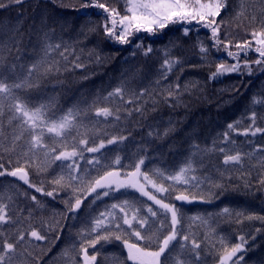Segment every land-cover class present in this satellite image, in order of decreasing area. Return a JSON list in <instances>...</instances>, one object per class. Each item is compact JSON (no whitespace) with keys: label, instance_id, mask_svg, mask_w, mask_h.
<instances>
[{"label":"trees","instance_id":"trees-1","mask_svg":"<svg viewBox=\"0 0 264 264\" xmlns=\"http://www.w3.org/2000/svg\"><path fill=\"white\" fill-rule=\"evenodd\" d=\"M4 2L10 6L0 9L3 82L20 83L28 77V69L33 64L39 65L28 80L31 87L15 90L17 100L0 99L3 109L0 114V162L4 168L11 171L25 165L23 153L31 139L30 134L24 132L16 141V151H5L11 146L13 137L21 133L20 121L12 119L10 104L26 105L30 111L47 105L57 116L69 108L79 107L87 115V119L79 121L81 126L63 138L43 129L46 150L55 148L56 152L46 158V150H42L28 161V184L9 175L0 177V204L11 217L10 222L0 224V236L12 243L19 232L25 233L24 241L16 245L11 264H82L81 246L95 239V235L88 233L93 218L112 204H121L125 200L134 204L133 209H126L129 218L139 209L138 218H148L149 224L145 228L152 225L147 233L138 226L136 230H141L142 234L156 233L159 220L147 213L151 203L134 190H121L95 203L89 197L72 217L65 211L64 201L68 195L64 192L57 188L58 195L50 198L29 187L34 184L43 187L45 192L52 191L51 182L62 174V167L68 161L51 164L47 161L60 151H72L74 144L75 150L82 152L83 159L74 158L82 170L92 168L87 160L93 157L104 164H112L119 156L123 167L117 166L118 170L125 173L133 171L131 165L143 158L145 164L141 171L148 172L160 184L162 181L154 173L174 174L191 160L197 169L192 175L209 177L213 183L223 185L222 189H212L215 195L211 203L196 201L183 205L184 219L177 226V241L161 257V264H216L225 248L238 243L240 236L247 240L248 249L243 264H264V221L247 219L253 215L264 216V191L257 186L264 178V133L241 134L250 126L252 112L257 113L256 127L264 128V71L254 67L250 76L232 73L210 80L217 64L234 62L223 51H211L210 30H193L185 36L183 27L174 24L156 34L138 33L132 38V44L118 45L106 38L101 28L90 31L104 22L105 14L100 9H80L88 0ZM107 3L124 14V0H107ZM229 5V10L221 13L227 25L221 28V41H232L234 45L250 40L251 31H259L264 21V0H229ZM237 12H243V15L237 17ZM252 16L256 19L252 20ZM141 42L143 47L137 50L135 45ZM198 42L210 49L206 59L201 58ZM47 44L61 47L53 49L42 63ZM149 46L153 51L145 55ZM230 50L237 51L234 46ZM166 52L170 56L166 57ZM257 55L250 51L247 59L255 61ZM165 58L180 59L184 63L168 74L167 80H162L161 65ZM240 59L243 61L245 56L241 54ZM52 66L58 71L46 73ZM177 83L181 86L178 95L174 93L168 97L169 87L174 89ZM117 87H122L123 98L107 99L108 93ZM142 91L145 92L143 96L140 95ZM254 99L261 103L253 104ZM98 108H109L113 115L96 116ZM230 123L238 127L229 130ZM225 132L229 133L227 140L223 135ZM113 138L117 142L107 144ZM82 139L87 140L86 145L79 144ZM101 141L106 146L99 153L85 150L98 147ZM237 152L242 159L226 165L225 155ZM107 170L110 169H100L99 173L92 171L91 175L98 178ZM241 177L250 181L251 190L245 189ZM164 186L168 187V183L164 182ZM147 188L155 192L151 186ZM203 191L207 194L209 190L205 187ZM167 195L158 196L164 198ZM32 196H36L39 203L32 201ZM165 202L172 200L165 199ZM224 208L229 209V214L222 213ZM115 211L122 215L119 209ZM237 213L241 215L237 217ZM198 215L204 216L207 223L190 219ZM168 220H165L166 225ZM133 224L136 225V221ZM123 228L124 237L136 242L128 235V226ZM32 229L45 235L46 240L30 237L28 233ZM170 230H164L159 239L162 240ZM184 236L188 237L187 241L183 240ZM193 242L200 247L194 248ZM156 243L154 240L149 250H157ZM94 254L97 256L94 264H132L127 260L122 241L98 243L95 251L89 247L88 255Z\"/></svg>","mask_w":264,"mask_h":264},{"label":"snow or ice","instance_id":"snow-or-ice-1","mask_svg":"<svg viewBox=\"0 0 264 264\" xmlns=\"http://www.w3.org/2000/svg\"><path fill=\"white\" fill-rule=\"evenodd\" d=\"M11 2V0H10ZM16 3H20L21 0H15ZM119 2V0H118ZM124 14L117 7H109L107 0L100 2V0H88L80 6V9H100L105 14L104 22L90 29L95 32L97 27L101 28L111 42L118 45H130L132 44V38L136 34L144 32L147 34H156L160 30L165 29L169 25L180 24L183 27V33L185 36L190 31L199 32L201 29L210 30V41L211 51L217 53L223 51L228 58H231L234 62L231 64L220 63L217 64L216 70L209 76L210 80L218 79L224 75L237 73L240 75H252L255 68H259L264 71V21L261 23L260 30L253 29L250 33L251 39L243 42H236L234 45L232 41L227 43L222 42L220 38V32L222 26L227 27L224 19L221 15L222 12L229 10V0H124ZM10 3H5L4 0H0V9L7 8ZM78 9V10H80ZM87 15V12H85ZM237 17L243 15V12H237ZM264 15V13H262ZM219 18V19H218ZM252 20L256 17L252 16ZM227 37V34H226ZM199 43V50L202 59H206L210 53V49L206 47L202 42ZM235 47L237 51H231V47ZM61 45L47 44L44 47V57L42 63L46 62V59L53 49L58 50ZM143 47L142 42L135 45L138 50ZM3 49L0 48V52ZM67 51V49H65ZM153 50L149 46L145 49L144 54L148 55ZM254 52L257 55L255 61H249L247 54ZM241 54L245 56V59L241 61ZM64 53H61L63 56ZM165 56H170L169 52L165 53ZM2 59V57H0ZM184 63L180 59H168L165 58L161 65V79L167 80L168 74H170L175 68L180 67ZM79 67L80 65H75ZM13 68L15 65L12 66ZM39 65L33 64L28 69L29 75L20 83L8 84L3 82L5 77L0 73V99L6 100H17L18 98L14 95L15 90L23 89L25 87H31L28 84V80L31 79L32 74L37 70ZM183 70V69H182ZM58 71L55 66L49 67L47 72ZM159 84L160 81H157ZM180 85L177 83L175 88L169 87L168 97H172L175 94L178 95ZM145 92H141L143 96ZM113 97L123 98L122 87L115 88L112 92L108 93L107 99L111 100ZM132 103L133 101H128ZM261 103L260 100L254 99L253 104ZM9 109L13 112L12 119L20 121L21 133L13 137L11 146L5 148L7 152L16 151L18 145L16 141L20 140L27 132L30 134L31 139L27 142V151L23 153L25 157V165L16 167L11 171L4 168V164L0 162V177L9 175L14 178H18L28 184V161L35 156L37 152L47 149V145L43 143V129L46 128L48 133H53L58 137H65L70 135L72 130L81 126L79 121L81 119H87V115L83 109L69 108L63 115H56L54 109L49 108L47 105H41L34 110H29L26 105L20 103H14L9 105ZM63 111V110H61ZM139 111V109H137ZM3 109L0 107V114ZM96 116L110 117L113 115L112 110L109 108H98L96 109ZM119 119V117H116ZM251 124L248 128H245L242 135L247 136L249 133L255 136L256 133H264V128L256 127L257 113L252 112L250 116ZM228 129L232 130L238 127L236 124H228ZM39 133V134H37ZM225 139L227 140L229 133L225 132ZM123 139V138H121ZM116 138L107 141V144L111 145L116 143ZM79 144L86 145L87 140H80ZM105 143L101 141L98 147H87L85 150L88 153H99L100 149L105 148ZM224 152V149H220ZM56 152L55 148L44 151L45 157H49L50 154ZM80 157L83 159L82 152L75 150V144L73 145L72 151H60L58 155H54L53 159H49L48 164L54 163L55 161H68L66 165L62 167V174L53 179L51 182L52 191H44L43 187H37L34 184H29V187L33 188L37 193H43V195L55 198L58 195L57 188L59 191L64 192L68 195V199L64 201L65 211L72 217H75L78 210L81 209L82 204L86 199L92 197L93 203L96 200H100L103 197H109L113 193H118L121 190H134L142 197H147L149 201L153 202V205L158 206L154 210L153 206L147 208V213L150 217L159 220L156 233L153 234H142L143 230L145 233L152 227L146 229L145 225H148V218L139 219V209L133 212L131 218H129L126 209H133L134 204L130 201H123L121 204H112L105 212H100L93 218L88 233L89 235H95V239H90L87 245L81 246L83 253V264H94L97 260V256L88 255V248L91 247L95 251V247L98 243H111L113 241H122L123 247L127 252V260L131 261L132 264H161V257L165 255L173 242L177 241L178 228L184 219V213L182 207L184 204H191L196 201L211 203L214 193L213 188L222 189L223 185L219 183H213L209 177L200 178L196 175H192L197 171L193 167L192 161L186 162L185 166L180 167L174 174H165L162 171H157L154 175L162 181L157 184L148 172H142L141 168L145 164L143 158L139 159L138 162H134L131 167L134 169L130 172L121 173L118 167H123L121 158L116 157L112 164H104L101 159L93 157L91 160H87V164L91 165V169H81L80 164L74 158ZM242 159L241 154L237 152L235 155H225L224 163L227 165L229 162H239ZM11 163V161H10ZM19 163V160H17ZM118 166V167H117ZM107 168L110 170L104 171L103 175H98V178L91 175L92 171L99 173L100 169ZM244 181V187L246 190H251L253 185L246 177L240 178ZM143 180V182H141ZM164 182L168 183V187L164 186ZM146 185H150L156 193H167L168 195L164 198H157V195H153L147 190ZM258 189L264 191V178L258 181ZM207 187L208 193L205 194L203 189ZM179 188H184V191H179ZM177 193L173 196V193ZM171 198L172 202H165V199ZM31 200L37 202L36 196H32ZM74 201V202H73ZM179 202V206L178 203ZM116 209L122 215H117ZM222 213L229 214V209L224 208ZM237 217L241 214L237 213ZM170 216V220L168 217ZM63 218V216H62ZM190 219L199 220L201 223H207L204 216L190 217ZM248 220H260L264 221V216L253 215L248 216ZM165 220H168L167 225ZM11 217L6 213L5 206L0 204V224L10 222ZM136 221V225L133 224ZM128 226V235L135 238L136 242H130L128 238H125L123 226ZM141 230H136V227ZM170 228L171 230L167 235L163 236V239H159L160 234ZM257 231H260L259 229ZM28 235L35 238L37 241H45L46 236L41 235L35 229H32ZM58 238V237H57ZM253 240L255 237H251ZM25 233L19 232L15 242L9 243L2 236H0V264H11L13 255L16 251V245L24 241ZM156 241L157 250H149ZM184 241L188 240L187 236L183 237ZM247 240L244 236L239 237V242L232 245L230 248H225V253L220 257V264H228L231 261L232 264H243L244 254L248 251L246 248ZM223 247V240L221 243ZM184 245H181L183 249ZM193 247L198 249L199 244L193 242ZM198 254V253H197ZM239 254V255H238ZM167 258V257H166ZM235 258V259H233ZM183 264V262H178Z\"/></svg>","mask_w":264,"mask_h":264},{"label":"rangeland","instance_id":"rangeland-1","mask_svg":"<svg viewBox=\"0 0 264 264\" xmlns=\"http://www.w3.org/2000/svg\"><path fill=\"white\" fill-rule=\"evenodd\" d=\"M99 146V145H98ZM141 182H143V180H141ZM146 187H150V185H146ZM147 190L149 191V192H151L153 195H157V198H160L158 195V193H156V192H152L151 190H149L148 188H147ZM155 191V190H154ZM138 193V192H137ZM161 194V193H160ZM146 199H148L147 197H145ZM150 203H151V205L152 206H155V205H153V202L152 201H150ZM155 207H158V206H155ZM229 262H231V261H228V263ZM82 264H83V262H82ZM217 264H220V261L217 263Z\"/></svg>","mask_w":264,"mask_h":264},{"label":"water","instance_id":"water-1","mask_svg":"<svg viewBox=\"0 0 264 264\" xmlns=\"http://www.w3.org/2000/svg\"><path fill=\"white\" fill-rule=\"evenodd\" d=\"M18 179V178H17Z\"/></svg>","mask_w":264,"mask_h":264}]
</instances>
